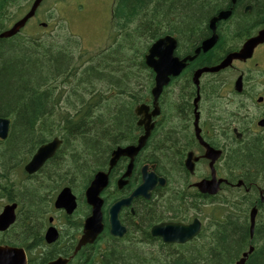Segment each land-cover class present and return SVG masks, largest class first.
Listing matches in <instances>:
<instances>
[{
  "label": "trees",
  "instance_id": "1",
  "mask_svg": "<svg viewBox=\"0 0 264 264\" xmlns=\"http://www.w3.org/2000/svg\"><path fill=\"white\" fill-rule=\"evenodd\" d=\"M32 2L0 0V32ZM228 4L230 0H122L110 18L114 41L92 62L67 50L71 43L79 45L78 41L68 44L71 36L60 41L37 35L0 40V118L11 122L8 138L0 141V201L18 203L20 214H34L45 192L54 197L67 186L82 193L94 173L105 166L110 151L132 142L127 136L137 130L134 107L149 99L153 86V74L143 61L150 43L173 34L178 25L179 40L188 42L191 35L194 44L199 34L204 35L211 16ZM248 4L251 21L264 18V0ZM141 35L149 42L139 52L134 43ZM138 52L141 56L134 62ZM195 58L191 65L211 60L202 54ZM98 85L106 87L98 89ZM55 136L61 137L62 146L41 169V176L25 189L18 187L29 157ZM230 164L247 168L253 177L258 174L263 183L264 144L251 141L233 154ZM246 200L238 191L219 194L213 227L208 218L200 239L186 244L200 250H186L177 264H233L250 245L256 249L245 264H264V203L258 206L250 238ZM213 237L216 252L205 250ZM115 258L111 264H124L123 258ZM142 263L135 258L134 264Z\"/></svg>",
  "mask_w": 264,
  "mask_h": 264
},
{
  "label": "flooded vegetation",
  "instance_id": "2",
  "mask_svg": "<svg viewBox=\"0 0 264 264\" xmlns=\"http://www.w3.org/2000/svg\"><path fill=\"white\" fill-rule=\"evenodd\" d=\"M249 2L250 0H230V5L214 13L211 18L220 11L227 10L230 11V16L215 24L217 41L213 48L197 55L202 54L206 60H211L202 65H191L196 58L188 62L178 76L169 78L155 105L151 95L146 100L145 114L150 117L147 119L143 115L135 116L132 121L137 130L127 136L132 142L116 146L135 147L138 139L145 133L144 125L138 123L149 121V136L142 148L132 156V160L127 156L120 157L109 170L110 151L105 166L98 170L107 174V186L100 194L102 231L92 243L77 248L84 222L91 213V207L84 198V190L90 181L82 194L76 197L77 207L71 214L55 207L56 196L63 186L54 197L45 192L44 197L39 198L40 209L34 214H20L18 205L15 223L7 230L0 231V248L23 251L25 264H51L59 258L66 260V264H111L115 257V260L123 258L124 264H134L135 258L142 260V264H177L179 259L184 258L186 250H200L199 247H187L186 244L200 239L202 230L208 225V218L209 227H213L217 216L218 194L228 190L238 191L245 200L248 199V217L253 209L258 213V206L264 203V182L257 180L260 178L258 174L255 173L256 177H253L247 168L243 170L240 166L232 165L230 160L236 151L251 141L264 144V126L260 124L264 120V97L257 96L255 99L257 113H250L245 98L247 91L256 90L257 83L264 87L262 80L255 83L258 77L264 80V43L259 44L246 60H233L228 67L218 72L203 73L199 78L198 92L192 81L195 71L218 65L264 27V18L250 20L253 11ZM121 3L122 0H118L116 9H120ZM174 27L177 29L178 25ZM205 28L204 35L199 34L194 44L191 35L190 40L184 43L179 40L178 33L173 34L176 40L174 56L180 59L193 56L201 43L213 34L209 29V22L205 24ZM190 42L193 46L188 50ZM197 96L199 99L194 105L193 101ZM155 106L157 111L153 112ZM197 128L200 138L207 146L221 151L220 157L213 164L216 180H221L220 191L216 195L202 193L196 187L200 181L211 178L210 161L203 157L205 148L198 140ZM130 160V174L123 179ZM40 171L26 175L25 179L39 178ZM144 173L154 175L162 181L150 183L144 195L133 196L142 185ZM72 194L76 195L74 191ZM121 200L128 201L127 205L120 206L116 215L123 234L112 236L109 209ZM13 203L2 200L0 210ZM195 220L201 225V231L185 243L164 241L161 236L152 234V229L160 225L186 226ZM53 229L55 240L48 235ZM214 242L213 237L212 245L205 247V250L216 252L218 248L216 243L213 245ZM248 248L249 246L242 249L239 258ZM254 249L256 248L253 246V251ZM155 260L157 261L154 263ZM236 262L237 260L233 264Z\"/></svg>",
  "mask_w": 264,
  "mask_h": 264
},
{
  "label": "water",
  "instance_id": "3",
  "mask_svg": "<svg viewBox=\"0 0 264 264\" xmlns=\"http://www.w3.org/2000/svg\"><path fill=\"white\" fill-rule=\"evenodd\" d=\"M43 0H34L28 10V12L18 19L13 25L0 33V39H8L15 36L27 23L29 19H31L39 5ZM230 16V11H220L217 16H214L209 21V29L213 32V34L207 38L204 42L201 43L200 47H198L194 51V55H188L183 59H179L173 55L174 50L176 48L175 39L166 35L157 39L148 49L147 54L144 56V64L148 67L154 74V86L151 89V96L153 98V104L155 105L164 86L168 84L170 77H176L180 74V72L185 68L188 62H191L195 59V57L200 53H206L210 49L213 48L217 41V36L215 34V24L219 20H226ZM45 26V24H42ZM264 42V29H262L256 37L249 39L245 42L241 49L237 52H233L228 54L218 65L212 67H203L198 69L193 74V84L199 90V78L203 73H215L219 70H222L228 67L234 59L244 60L251 56L252 50L254 47ZM199 97L197 96L193 103L194 105L197 103ZM147 111V106L140 105L136 107L135 114L137 116L143 115L144 118L150 117L145 114ZM157 111V107H154L153 112ZM154 115V113H152ZM156 114V113H155ZM148 119V118H147ZM198 115L195 116V126L197 127ZM139 125H144L145 133L138 139V143L135 147L128 146L125 148H117L111 154V159L109 161V170L115 165L118 158L121 156H127L132 160V156L138 152L142 146L146 138L149 135V131L151 129V125L148 122L143 121L138 123ZM261 125L264 126V120L260 122ZM10 121L7 118H0V141H3L8 136ZM196 134L200 144L205 148L204 158L210 161V175L211 178L209 180L200 181L196 187L202 193H207L209 195H215L220 190V182L221 180H216L214 173V162L217 158L220 157L221 152L219 150H215L207 146L199 136V129H196ZM61 141L58 138H54L51 141L39 146L35 153L32 155L29 162L24 166V172L28 175L35 174L39 171L45 162L51 159L57 149L59 148ZM130 160V164L127 172L123 175V179L128 177L130 174V169L132 166V162ZM162 181L157 179L154 175L143 174L142 185L137 189V191L133 194V196L144 195V192L149 188L150 183ZM107 186V174L104 172H97L92 181L89 183L88 187L84 192V198L86 204L91 207V213L88 218H86L83 226V234L80 238L79 244L77 248L83 246L87 243H92L96 237L102 231V223H101V207L102 200L100 199V194ZM128 204V201L121 200L113 204L109 209V224H110V234L112 236H120L123 234V228L119 226L116 215L120 208V206H125ZM55 207L57 209H64L67 214H71L76 208V199L71 194L68 188L63 189L58 195L55 201ZM15 205L6 206L3 212L0 214V231L6 230L11 224L14 222V213L13 210ZM256 210L253 209L250 212V227L249 234L250 236L253 233L254 226V218H255ZM200 224L198 221H194L190 225H170L164 224L152 229V234L159 235L163 238L164 241H171L177 243H185L195 237L200 231ZM53 240H55L54 230L48 232ZM252 252V248L242 255V258L237 262V264H243L245 258L248 254ZM66 260L58 259L51 264H65ZM0 264H25V256L23 255L21 250L18 249H9L5 247L0 248Z\"/></svg>",
  "mask_w": 264,
  "mask_h": 264
},
{
  "label": "rangeland",
  "instance_id": "4",
  "mask_svg": "<svg viewBox=\"0 0 264 264\" xmlns=\"http://www.w3.org/2000/svg\"><path fill=\"white\" fill-rule=\"evenodd\" d=\"M111 4L112 0H45L40 5L36 16L29 20L20 32V36L29 38L37 35L41 38L55 39L56 41H60L64 37L67 39L68 36L78 38L81 45L74 46L75 44L71 43L72 46L67 50H71L75 56L83 54V57L89 62L95 61L98 59L99 53L107 49L111 43L109 39L112 30L111 25L109 27ZM26 10L18 14L16 19L22 16ZM43 22L48 24L46 29L41 28L39 25ZM173 34H177L176 29ZM147 39V36L141 35V38L135 40L134 44L139 52L143 50L144 44L149 42ZM67 42L69 44L72 41L67 40ZM139 52L134 58V62L139 60L141 56ZM84 58H82V61H84ZM141 76L145 77V74L142 73ZM258 80L264 82L262 78L258 77L255 79V83ZM102 86L98 85V89ZM103 87H106V85ZM263 90L264 87L257 83L255 91H247L245 98L250 113L258 112V108L255 107V99L257 96L264 97ZM75 194L77 195V193Z\"/></svg>",
  "mask_w": 264,
  "mask_h": 264
},
{
  "label": "bare ground",
  "instance_id": "5",
  "mask_svg": "<svg viewBox=\"0 0 264 264\" xmlns=\"http://www.w3.org/2000/svg\"><path fill=\"white\" fill-rule=\"evenodd\" d=\"M33 1H34V0H33ZM158 12H159V11H158ZM212 18H213V17H212ZM210 19H211V18H210ZM210 19H209V21H210ZM162 37H163V36H162ZM159 38H161V37H159ZM159 38H158V39H159ZM204 41H205V40H204ZM204 41H203V42H204ZM153 117H154V116H153ZM161 142H163V141H161ZM73 149H74V148H73ZM95 153H96V152H95ZM249 239H250V238H249ZM250 247H251L252 250H253V246L250 245Z\"/></svg>",
  "mask_w": 264,
  "mask_h": 264
}]
</instances>
